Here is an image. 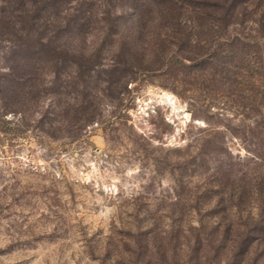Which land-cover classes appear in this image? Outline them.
Returning <instances> with one entry per match:
<instances>
[{
	"label": "rangeland",
	"instance_id": "obj_1",
	"mask_svg": "<svg viewBox=\"0 0 264 264\" xmlns=\"http://www.w3.org/2000/svg\"><path fill=\"white\" fill-rule=\"evenodd\" d=\"M195 2L65 1L94 119L47 133L55 81L0 138V264H264L263 7Z\"/></svg>",
	"mask_w": 264,
	"mask_h": 264
},
{
	"label": "trees",
	"instance_id": "obj_2",
	"mask_svg": "<svg viewBox=\"0 0 264 264\" xmlns=\"http://www.w3.org/2000/svg\"><path fill=\"white\" fill-rule=\"evenodd\" d=\"M17 1L18 5L16 1L12 2L18 6L14 12L5 11L11 0L1 1L3 5L0 6V43L6 42L9 45L8 65L5 69H0V138L18 136L17 132L27 126L30 116L28 113L35 109V101L50 94L55 81H59L61 87L57 92L60 96L57 107L60 109L51 112L56 118H49L46 124L41 123L47 133L52 134L56 129L64 130L72 125L79 127L80 124L81 128L92 122L96 107L93 103L95 96L90 87L93 81L90 70L94 67L90 66L91 63L73 58L81 57V52L60 43L73 30V24L83 23L86 19L85 12L70 16L72 10L65 7L67 0ZM76 1L90 4L96 0ZM254 1L256 0H196L199 3L197 8L213 7L228 16L235 14L237 7ZM257 1L263 7L264 18V0ZM67 58L72 62L76 73L75 79L70 82L57 77L62 71L65 72L62 64L67 63ZM9 113L18 118H8ZM258 159L259 165L264 167V158Z\"/></svg>",
	"mask_w": 264,
	"mask_h": 264
},
{
	"label": "built area",
	"instance_id": "obj_3",
	"mask_svg": "<svg viewBox=\"0 0 264 264\" xmlns=\"http://www.w3.org/2000/svg\"><path fill=\"white\" fill-rule=\"evenodd\" d=\"M144 104H145V100L143 99V97L136 96L134 98V106L136 110L141 109Z\"/></svg>",
	"mask_w": 264,
	"mask_h": 264
}]
</instances>
